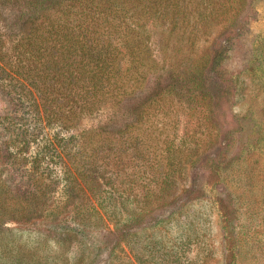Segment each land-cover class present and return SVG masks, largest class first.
Segmentation results:
<instances>
[{
    "label": "rangeland",
    "instance_id": "obj_1",
    "mask_svg": "<svg viewBox=\"0 0 264 264\" xmlns=\"http://www.w3.org/2000/svg\"><path fill=\"white\" fill-rule=\"evenodd\" d=\"M164 5L191 12L179 17V25L207 27L209 32L200 31L192 39L173 33L169 40L164 21L150 20L157 75L166 80L158 83L156 75L145 91L132 96L128 107L138 104V95L144 93L145 98L169 81L178 89L161 95L157 109L140 121L109 101L83 114L75 126L37 122L26 95L20 100L0 90V114L19 120L25 112L28 119L18 126L24 122L38 127L29 154L54 141L55 147L44 155L54 178L50 202L63 196L72 152L79 153L82 170H91L102 184L98 190L80 191L81 199L98 209L97 215L84 212L92 217L88 224L68 216L63 226H55L47 211L30 222L5 224L0 230V264H264V0H163ZM6 15L0 31L12 52L31 25L19 19L17 8ZM220 45L236 85L231 100L224 97L214 105V94L225 88L224 69L207 70L210 77L203 85L195 63L209 55L210 64L212 49ZM28 87L29 96L37 98L35 87ZM3 132L0 123V144ZM168 142L185 152L195 148L196 155L209 158L203 165H173L181 172L174 188L164 193V176L172 172ZM4 158L0 150V168ZM194 184L197 190L192 192ZM239 232L244 240L241 253ZM21 245L29 250L28 258L14 262Z\"/></svg>",
    "mask_w": 264,
    "mask_h": 264
},
{
    "label": "trees",
    "instance_id": "obj_2",
    "mask_svg": "<svg viewBox=\"0 0 264 264\" xmlns=\"http://www.w3.org/2000/svg\"><path fill=\"white\" fill-rule=\"evenodd\" d=\"M162 1L0 0V23L7 21L6 12L10 8H17L19 19L31 25L29 31L14 43L12 52L7 48L5 34L0 31V90L15 94L13 98L17 95L20 100H25L26 95L30 101L28 111L34 114L37 122L45 120L64 127L75 126L83 114L100 110L109 101L126 107L124 112L135 113L140 121L157 109L161 97L178 89L176 83L169 81L145 98L142 97L144 93H140L138 104L128 107L132 96L145 91L158 73L159 61L151 44L150 20L161 18L164 21L169 40L173 33L181 39L187 36L192 39L200 31L209 32L207 27L179 25V17L191 12L167 5L161 7ZM208 57L195 63L196 75H200L199 80L205 85L210 77L205 75L207 70L218 73L220 68L224 69L225 88L218 89L216 96L214 94V105L224 97L231 100L236 76L229 74L224 64L227 59L225 47L220 45L212 49L210 64L206 61ZM126 61L130 62L127 67ZM162 75H157L158 83L166 80L160 78ZM15 81L21 85H16ZM29 85L37 90V98L29 96L26 91L30 92ZM210 111L211 114L215 112L211 106ZM11 116L8 119L9 115L0 114L4 129L0 150L5 157L0 168V230L11 220L30 222L44 211L55 226H63L62 221L68 216L79 217L78 221L83 225L88 224L92 217L84 212L97 215L94 211L98 209L94 202L83 201L80 191L98 190L102 184L96 182V175L91 170L83 171L79 153L72 152L73 166L67 168L63 196L50 202L48 196L55 188L54 178L47 170L44 155L55 147L54 141L42 144L35 155L29 154L31 142L38 139V127L25 126L24 122L18 126L20 120L28 119L25 112L19 120ZM168 143L166 157L172 172L168 171L164 176V193L170 192L176 182L179 169L173 165L178 164L181 168L188 161L195 166L203 165L209 158V155H196L195 148L190 147L185 152L180 145L175 148ZM216 166L219 168L221 164ZM196 186L193 185L192 192L197 190ZM64 214L66 216H61ZM243 241L239 232V253ZM23 249L22 245L17 249L14 262L26 261L29 250Z\"/></svg>",
    "mask_w": 264,
    "mask_h": 264
}]
</instances>
